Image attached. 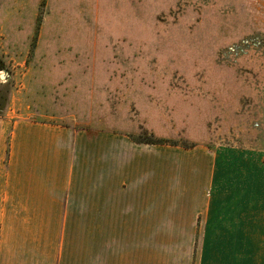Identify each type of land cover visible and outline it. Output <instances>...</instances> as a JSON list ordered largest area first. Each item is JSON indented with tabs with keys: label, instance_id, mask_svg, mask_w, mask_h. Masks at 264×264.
Returning a JSON list of instances; mask_svg holds the SVG:
<instances>
[{
	"label": "rangeland",
	"instance_id": "rangeland-1",
	"mask_svg": "<svg viewBox=\"0 0 264 264\" xmlns=\"http://www.w3.org/2000/svg\"><path fill=\"white\" fill-rule=\"evenodd\" d=\"M0 118L143 142L159 264H264V0H0Z\"/></svg>",
	"mask_w": 264,
	"mask_h": 264
},
{
	"label": "crops",
	"instance_id": "crops-1",
	"mask_svg": "<svg viewBox=\"0 0 264 264\" xmlns=\"http://www.w3.org/2000/svg\"><path fill=\"white\" fill-rule=\"evenodd\" d=\"M154 160L145 173L121 131L0 118V264H159L161 209L175 224L177 204ZM217 204L189 202L205 219Z\"/></svg>",
	"mask_w": 264,
	"mask_h": 264
},
{
	"label": "trees",
	"instance_id": "trees-1",
	"mask_svg": "<svg viewBox=\"0 0 264 264\" xmlns=\"http://www.w3.org/2000/svg\"><path fill=\"white\" fill-rule=\"evenodd\" d=\"M139 142H141V141H139ZM141 143H143V142H141ZM148 143V142H147ZM149 143H152V144H154L155 142H149Z\"/></svg>",
	"mask_w": 264,
	"mask_h": 264
}]
</instances>
